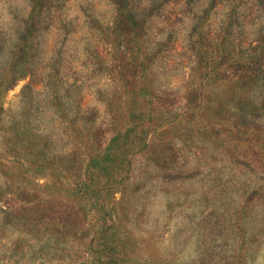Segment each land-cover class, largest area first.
<instances>
[{
    "label": "rangeland",
    "instance_id": "obj_1",
    "mask_svg": "<svg viewBox=\"0 0 264 264\" xmlns=\"http://www.w3.org/2000/svg\"><path fill=\"white\" fill-rule=\"evenodd\" d=\"M117 1L0 0V264H264V0Z\"/></svg>",
    "mask_w": 264,
    "mask_h": 264
},
{
    "label": "trees",
    "instance_id": "obj_2",
    "mask_svg": "<svg viewBox=\"0 0 264 264\" xmlns=\"http://www.w3.org/2000/svg\"><path fill=\"white\" fill-rule=\"evenodd\" d=\"M127 2V3H126ZM118 8H117V17H116V22H115V30H116V37L119 38V40H123L124 38H126V34H123L122 31L127 30L131 35H136V28L135 25H137V9L136 7L133 9L131 8L132 5L130 6L129 0H118L117 3ZM134 10V11H133ZM122 25H126V27H123V29L119 28ZM30 38H26V40L29 41ZM23 51V49H22ZM243 53V52H241ZM246 53H250V55L248 56L250 59H252L251 61H247L248 64L247 67L243 70V72H245V74H248V78H250L254 85L256 87H258L262 92V96H260L261 99V104L264 105V60H263V56H264V47L263 46H259V47H248ZM227 55V54H226ZM242 55V54H241ZM235 63H237V59L234 60ZM17 66V65H15ZM14 66V67H15ZM27 70H29V68H27L26 66V70H24L23 75L26 76L27 75ZM259 103V102H258ZM139 115V114H138ZM146 114H140V116H142L144 118ZM130 121V120H129ZM139 118L134 121H130L131 125L138 126V124H140L139 122ZM129 125V126H131ZM128 126V127H129ZM128 136H126L125 134H119L117 136H115V138L113 139L112 144H120L122 141H124L125 139H127ZM113 149H111L110 151L106 152V156L101 157V161L104 163H107V160L112 159L113 161H117V159L115 158H111V153H112ZM121 152V151H120ZM110 155V156H109ZM109 156V157H108ZM99 163V162H98ZM96 164V166H98L100 171H103L107 169L106 166L103 165V163L101 165ZM93 174V172H92ZM89 184L88 182H85L84 185H82V188H88ZM110 229V226L108 224H103L102 225V230H107V232H109L108 230ZM114 233V232H112ZM112 239V238H111ZM116 249V246L114 245V242L111 244L110 248L108 251H106V255L114 252V250ZM118 253V252H117ZM94 256V262L97 261V257ZM98 260L101 261V257L98 258ZM102 264H123V262L121 260H119L118 258H110L108 261H105Z\"/></svg>",
    "mask_w": 264,
    "mask_h": 264
}]
</instances>
